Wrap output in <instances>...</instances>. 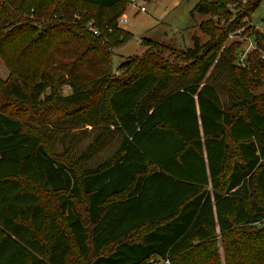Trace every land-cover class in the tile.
<instances>
[{"label":"trees","instance_id":"16d2710c","mask_svg":"<svg viewBox=\"0 0 264 264\" xmlns=\"http://www.w3.org/2000/svg\"><path fill=\"white\" fill-rule=\"evenodd\" d=\"M260 1L198 0L208 39L184 61L147 38L113 72L130 0H0V264H67L72 244L85 264H183L196 244L195 264H221L216 233L225 264H264V31L245 26ZM247 32L241 59L227 39ZM34 52L41 67L20 60Z\"/></svg>","mask_w":264,"mask_h":264},{"label":"rangeland","instance_id":"374dc122","mask_svg":"<svg viewBox=\"0 0 264 264\" xmlns=\"http://www.w3.org/2000/svg\"><path fill=\"white\" fill-rule=\"evenodd\" d=\"M198 0H136L137 5H133L131 0L128 2L123 9V11L117 17L118 25L129 32V37L124 42L113 43L109 46V57L112 60L113 66L111 67L112 71H116L117 65L125 60L127 57L133 54H141L144 50L150 46L146 44L145 40L150 38L151 40L158 41L160 45H152L150 48L162 53L165 56L175 57L180 62L184 61V57L180 53H177L179 49H184L193 44V36L197 35L201 41L208 39V35L200 30L198 23L203 19L210 17L208 12L195 10L193 7ZM238 2L244 0H237ZM236 1L234 3H229L228 6L231 10L236 11ZM144 5V10H139V6ZM84 6V5H83ZM100 15L103 13V10L97 11ZM26 18L29 20L30 24L36 30H42L44 23L50 20L49 15H35L34 11L31 9L27 13ZM126 18L125 22H121L123 18ZM215 18V17H214ZM86 22L88 29L92 30L95 33H98V29L92 24V18ZM245 26L252 28H260L264 31V0H261L254 11L249 17L245 19ZM110 30V28H109ZM239 31V29H238ZM122 35V33H120ZM234 38H239L242 43L239 48L240 58L243 59L246 55V52L252 48L253 39L247 33L242 35L230 34L228 41ZM56 41H49L46 45V50H50L54 47ZM162 45H170L171 50L165 48ZM61 46H66L62 44ZM77 43H75V47ZM173 51V52H172ZM176 53V54H175ZM14 50L7 52L6 57L12 58ZM174 54V55H172ZM69 55V54H67ZM96 55V54H95ZM43 53L39 54L34 52L30 55L20 58L22 62L25 63L28 67L35 66L41 67L44 61ZM9 75V68L7 67L4 58L0 55V77L2 79L6 78ZM70 88L68 86H63L62 91L68 92ZM254 92H264V78L260 84L253 89ZM257 201V199H256ZM260 203V200L258 201ZM43 204L46 207L47 212L54 214L57 217V220L64 222V216L60 211V208L56 202V199L51 197H43ZM76 207L86 221V210L83 199L76 202ZM217 234V235H216ZM214 236L213 244L218 246V251L222 260L221 264L224 263V255L222 250V245L218 233ZM196 243V241H195ZM205 245V244H204ZM204 252V246L196 244L190 254L184 256L183 264H195L198 261L199 256L202 257ZM86 259L81 257L72 244L70 256L68 258L67 264H85ZM169 263L168 259H153L150 258L147 264H165Z\"/></svg>","mask_w":264,"mask_h":264},{"label":"built area","instance_id":"2783aa9c","mask_svg":"<svg viewBox=\"0 0 264 264\" xmlns=\"http://www.w3.org/2000/svg\"><path fill=\"white\" fill-rule=\"evenodd\" d=\"M131 2L133 5H137L136 0H131ZM139 10H144V5L139 6ZM125 21H126V18L124 17L121 22H125Z\"/></svg>","mask_w":264,"mask_h":264}]
</instances>
